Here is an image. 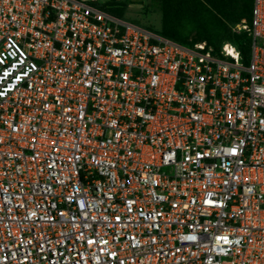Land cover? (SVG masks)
Returning <instances> with one entry per match:
<instances>
[{
  "label": "built area",
  "instance_id": "1",
  "mask_svg": "<svg viewBox=\"0 0 264 264\" xmlns=\"http://www.w3.org/2000/svg\"><path fill=\"white\" fill-rule=\"evenodd\" d=\"M111 2L0 0V264H264V0L246 61Z\"/></svg>",
  "mask_w": 264,
  "mask_h": 264
},
{
  "label": "trees",
  "instance_id": "2",
  "mask_svg": "<svg viewBox=\"0 0 264 264\" xmlns=\"http://www.w3.org/2000/svg\"><path fill=\"white\" fill-rule=\"evenodd\" d=\"M161 13L160 33L180 43L176 30L184 23L191 22L202 27L205 18L214 20L220 27H225V20L239 22L250 20L253 0H150ZM113 3L104 4L108 12L122 17L121 11L113 7ZM228 42L235 45L244 61L249 53L250 38L246 32L229 35ZM182 44V43H180ZM220 48V47H219ZM218 51V49L216 50Z\"/></svg>",
  "mask_w": 264,
  "mask_h": 264
},
{
  "label": "rangeland",
  "instance_id": "3",
  "mask_svg": "<svg viewBox=\"0 0 264 264\" xmlns=\"http://www.w3.org/2000/svg\"><path fill=\"white\" fill-rule=\"evenodd\" d=\"M89 2V0H83ZM112 5L121 11L122 17L148 29H161V13L150 0H112ZM225 27L218 26L215 21L205 18L202 27L191 22H184L177 30L180 43L190 46L205 41L213 50L228 42L229 35H236L232 27L237 22L225 20Z\"/></svg>",
  "mask_w": 264,
  "mask_h": 264
}]
</instances>
